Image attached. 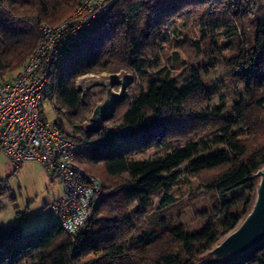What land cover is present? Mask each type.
Returning <instances> with one entry per match:
<instances>
[{
    "label": "trees",
    "instance_id": "1",
    "mask_svg": "<svg viewBox=\"0 0 264 264\" xmlns=\"http://www.w3.org/2000/svg\"><path fill=\"white\" fill-rule=\"evenodd\" d=\"M111 1L96 26L63 55L52 97L57 124L63 126L57 119L60 115L83 146L76 161L88 174L102 177L105 196L92 207L77 235L56 223L18 235L0 226V264H80L89 254L96 257L83 264H202L199 255L230 231L251 203L253 173L264 164V5L257 0ZM79 3L0 0V78L24 64L41 38L40 24L60 23ZM194 12L193 24L201 39L190 38L189 44L199 51L207 41L208 48L232 51L236 74L247 85L251 103L240 113L243 124L232 133L227 128L220 136L224 148L192 160L196 151L207 147L206 141L177 143L192 125L195 129L196 123L215 120L224 110V98L206 112L203 84L194 76L182 81L173 75L174 65L185 63L178 51L171 52L170 66L154 74L148 72L151 64L146 57L171 32L181 36L179 41L186 40L180 25L185 27L182 22ZM219 35L226 42L219 43ZM120 71L135 72L156 82V87L140 98L122 94L120 102H127V109L119 117L107 113L98 123L89 118L85 125L93 101L82 99L75 80L88 73ZM114 127L124 128L127 137L119 140ZM151 148L163 153L147 156ZM185 161H190L188 174L203 178L206 189L223 199L225 213L234 202L233 198L225 200L226 194L248 188L242 208L220 218V236L200 251L192 246L196 234L177 227L131 234L133 218L153 211L150 197L179 180L180 175L172 170ZM4 189L1 185L0 194ZM173 200L164 196L153 213ZM161 239L165 245L156 249ZM225 264H264V241Z\"/></svg>",
    "mask_w": 264,
    "mask_h": 264
},
{
    "label": "rangeland",
    "instance_id": "2",
    "mask_svg": "<svg viewBox=\"0 0 264 264\" xmlns=\"http://www.w3.org/2000/svg\"><path fill=\"white\" fill-rule=\"evenodd\" d=\"M195 14L194 12L182 22L185 27L180 25L184 34L187 35L186 40L179 41L181 36L171 32L167 39L157 43L156 52L146 57L151 64L148 72L154 74L158 69L170 66L171 63L168 58L171 52L178 51L185 63L175 64L173 75L182 81L194 76L203 84L207 91H205L203 99V105L207 108L206 112H210L219 103L220 98H224V110L215 120H210L204 124L196 123L195 129H191L192 125L182 140L177 143L184 145L189 141H206L207 147L204 150L196 151L192 160L207 157L216 150L224 148L223 143L220 142V136L226 134L227 128L229 133H232L243 124L240 113H243V108L251 103L247 85L236 74L234 61H232V51L208 48L207 41L203 42L199 51H196L189 44L188 39L190 38L201 39L198 28L193 24ZM220 42H226V39L219 35ZM21 66L3 77L9 78ZM122 79L125 82L115 85L112 90L117 94H125L132 99L145 96L156 87V82L140 78L135 72L130 71L93 72L75 80V85L80 89L82 99L87 100L90 97L93 101L85 125L89 124L93 108L105 100L106 88L109 84L114 80ZM196 99L198 97L193 100L192 106L196 105ZM52 104L46 102L43 105L45 117L49 121L56 119V112L53 110ZM126 109L127 102L119 101L113 105L109 113L119 117ZM113 129L118 132L121 128L114 127ZM162 153V150L151 148L146 155ZM189 163L190 161L182 162L172 170V172L180 175L177 182L169 188L157 191L150 197L153 211L151 210L149 215L133 218L132 235H137L143 229L163 230L169 227H177L189 234H196L192 245L195 251L202 250L213 241V238L220 236V218L225 215L231 217L242 208L248 188H239L226 194L225 200L233 198L234 202L225 213L221 210L223 199L214 191L206 189L203 178L192 177L188 174ZM94 176L96 175L94 174ZM96 177L100 182L103 180L100 175ZM1 185L5 187L3 194H0L1 227H10L13 234L18 235L34 231L47 224L60 223L59 215L51 206L54 201L63 197V186L57 180H51L50 175L39 163L25 162L19 167H15L0 153ZM166 195L171 196L174 199L173 202L159 213H153L158 212L157 205ZM130 205L133 206L134 202ZM157 242L159 246L156 249L165 245L163 239ZM95 257L89 254L86 257L88 259L81 260L80 264Z\"/></svg>",
    "mask_w": 264,
    "mask_h": 264
},
{
    "label": "built area",
    "instance_id": "3",
    "mask_svg": "<svg viewBox=\"0 0 264 264\" xmlns=\"http://www.w3.org/2000/svg\"><path fill=\"white\" fill-rule=\"evenodd\" d=\"M111 0H80L75 11L60 23L40 24L41 38L21 68L0 78V153L15 167L39 163L64 190L52 209L60 227L77 235L84 228L92 207L105 196L100 180L76 161L83 146L60 116L49 121L43 105L52 102L54 78L63 55L96 26L111 7ZM53 110L54 105L52 104ZM119 140L125 138L120 129Z\"/></svg>",
    "mask_w": 264,
    "mask_h": 264
},
{
    "label": "water",
    "instance_id": "4",
    "mask_svg": "<svg viewBox=\"0 0 264 264\" xmlns=\"http://www.w3.org/2000/svg\"><path fill=\"white\" fill-rule=\"evenodd\" d=\"M120 82L124 83L125 80H114L106 88L105 100L92 110L91 123L101 121L104 115L112 110L113 105L122 99L121 94L112 90ZM253 177V197L246 213L211 248L199 255L198 259L202 264H225L235 261L264 241V164L253 173Z\"/></svg>",
    "mask_w": 264,
    "mask_h": 264
},
{
    "label": "crops",
    "instance_id": "5",
    "mask_svg": "<svg viewBox=\"0 0 264 264\" xmlns=\"http://www.w3.org/2000/svg\"><path fill=\"white\" fill-rule=\"evenodd\" d=\"M257 1H258V3L264 5V0H257Z\"/></svg>",
    "mask_w": 264,
    "mask_h": 264
}]
</instances>
